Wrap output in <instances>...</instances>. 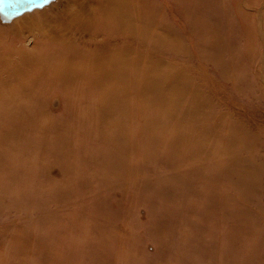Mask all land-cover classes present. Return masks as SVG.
I'll return each mask as SVG.
<instances>
[{
	"label": "rangeland",
	"instance_id": "rangeland-1",
	"mask_svg": "<svg viewBox=\"0 0 264 264\" xmlns=\"http://www.w3.org/2000/svg\"><path fill=\"white\" fill-rule=\"evenodd\" d=\"M144 17L176 68L208 78L197 153L134 145L132 127L115 142L27 128L33 154L0 170V264H264V0H144ZM61 137L83 153L64 158Z\"/></svg>",
	"mask_w": 264,
	"mask_h": 264
},
{
	"label": "bare ground",
	"instance_id": "bare-ground-1",
	"mask_svg": "<svg viewBox=\"0 0 264 264\" xmlns=\"http://www.w3.org/2000/svg\"><path fill=\"white\" fill-rule=\"evenodd\" d=\"M145 21L144 0H46L12 17L0 13V170L12 167L19 149L21 157L33 154L21 144L32 140L27 128L54 132L74 123L98 142L126 141L132 127L142 138L134 145L159 143L166 155L195 139L197 153L204 130L190 132L201 111L197 85L208 78L176 68L168 35ZM60 139L69 148L64 158L83 153ZM212 145L220 154L226 147Z\"/></svg>",
	"mask_w": 264,
	"mask_h": 264
},
{
	"label": "snow or ice",
	"instance_id": "snow-or-ice-1",
	"mask_svg": "<svg viewBox=\"0 0 264 264\" xmlns=\"http://www.w3.org/2000/svg\"><path fill=\"white\" fill-rule=\"evenodd\" d=\"M34 4H37V0H0V12L7 9L22 14L24 11H31Z\"/></svg>",
	"mask_w": 264,
	"mask_h": 264
},
{
	"label": "water",
	"instance_id": "water-1",
	"mask_svg": "<svg viewBox=\"0 0 264 264\" xmlns=\"http://www.w3.org/2000/svg\"><path fill=\"white\" fill-rule=\"evenodd\" d=\"M46 2V0H37V4L32 5L31 7H40L42 6L44 3ZM3 16L5 17H12L14 15H17V13L11 12L9 10H4L3 12H0Z\"/></svg>",
	"mask_w": 264,
	"mask_h": 264
}]
</instances>
